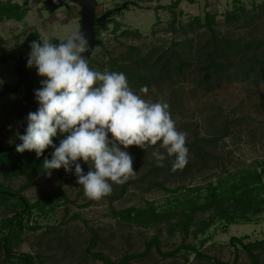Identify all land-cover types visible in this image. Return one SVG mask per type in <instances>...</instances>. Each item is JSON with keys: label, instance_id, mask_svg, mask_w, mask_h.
<instances>
[{"label": "rangeland", "instance_id": "rangeland-1", "mask_svg": "<svg viewBox=\"0 0 264 264\" xmlns=\"http://www.w3.org/2000/svg\"><path fill=\"white\" fill-rule=\"evenodd\" d=\"M16 2L27 8L22 20L7 19L0 22V56L13 53L17 57L22 52L25 56L31 51L30 43L34 40L47 37L52 42L66 38L73 30L80 29V8L71 3V8H59L54 12L47 9L46 0H0V2ZM98 12L112 10L127 5L119 14L111 17L107 29L100 30V42L94 47L88 58L89 66L93 69L110 71L111 61L119 59L130 45H136L146 54L151 48L162 46L165 49L173 45V41L181 42L175 46L181 52L186 51L183 44L185 39H191L197 45L209 37L206 27H190L196 16L205 21L206 12L216 14V29L221 35L231 37L249 36L253 25L242 24L247 21L246 14L235 9L244 7L248 16L256 12L258 4L264 0H196L191 3L183 0L177 7H173L175 0H97ZM164 6V7H163ZM170 6V8H168ZM260 11V10H258ZM237 12L236 20L226 18L227 13ZM176 17L175 27L171 29V22ZM110 18V19H111ZM115 21L121 22V29L113 31ZM254 34L264 35V15L254 22ZM129 30L133 34L123 35L122 31ZM36 33L34 39L29 35ZM118 62H121L118 61ZM17 62L9 60L0 62V87L5 84L16 86L21 77V70H17ZM30 74L35 89L41 87L40 81L44 77L37 75L35 68H30ZM195 76L187 75L179 80L173 88L159 90L154 87L143 99L152 102H165L178 131L186 133V142L194 139L196 132L204 137H221L224 123L228 121L229 134L221 139L206 144L204 161L190 153L187 161L194 164L189 173L173 172L170 166H164L159 174L145 176L151 166L140 165L133 160L136 171L135 183L130 184L126 195L110 205L108 198L94 200L88 206H83L89 199L84 194L82 185L72 172L63 173L61 178L65 181L63 190L73 203L66 204L64 199L57 195L59 187V174L52 170L50 176L45 173L38 174L31 185L23 191V195L30 203H37L33 208L30 219L24 218L30 226L41 225L42 228L31 229L26 225L22 228L14 246L17 253H31L37 264H105L91 257L87 252L90 245L92 227L99 233L100 240L93 247V251H100L113 260H118L126 253L142 252L145 243L158 236L165 251L172 250L182 243L191 244L204 254L220 259L225 263H232L235 259L236 248L231 243V237L236 236L245 241L264 240V189L261 190V202L255 206L242 210L240 206L231 201H224L226 210L236 215V222H227L218 218L213 209L196 211L193 222L186 228L182 224L185 215L178 199H183L187 193L186 188L178 192L159 188L156 183L164 182L169 189L177 186H199L202 195L207 193L210 184H218L230 179L231 176L240 177L246 170L258 171L262 169L259 163H264V81L258 86L248 82L226 83L212 92H204L195 85ZM26 88L22 84L16 91L10 90L0 97V145L7 146L13 143L19 125L27 114ZM180 101V102H179ZM173 102L183 103L182 107ZM37 106H39L36 101ZM130 147L127 149V151ZM152 160V158H150ZM81 163L84 173L89 171V165ZM145 176V177H144ZM26 172L16 171L7 173L0 170V184L17 191L25 184ZM232 179V178H231ZM264 185V174L262 176ZM260 185V183H256ZM260 187V186H259ZM116 189L112 186V194ZM48 196V204L43 210L40 206ZM16 201V200H15ZM10 199L6 208L0 204V219L11 215L12 211L20 209V205H13ZM156 211H170L171 214L164 220L138 223L127 220L121 216L113 215L115 210L135 208L144 212L150 207ZM17 211V210H16ZM176 211L177 214L173 215ZM79 213L81 219H71ZM246 215L250 220H244ZM133 215V214H132ZM84 219L88 222L86 224ZM213 219V221H212ZM210 225L205 228V223ZM88 225V226H87ZM239 248L238 264H251L250 257ZM259 254L260 264H264V244L255 249ZM188 257V258H186ZM0 264H20L16 260L9 263L4 260L0 251ZM129 264H216L213 260L200 258L193 250L182 249L176 257L163 258L152 250L146 258L134 259Z\"/></svg>", "mask_w": 264, "mask_h": 264}, {"label": "trees", "instance_id": "trees-1", "mask_svg": "<svg viewBox=\"0 0 264 264\" xmlns=\"http://www.w3.org/2000/svg\"><path fill=\"white\" fill-rule=\"evenodd\" d=\"M182 1L183 0H175L172 4L173 7H177ZM188 1L193 3L196 0ZM168 8H170V6H168ZM255 8L256 12H254L252 16H248V12L244 7H241V5H237L235 8L238 9V11H242L241 14H246L245 17H247V21H245L242 26L248 23L253 25L247 37L240 36L235 38L228 35H221L215 27L217 24L216 14L208 11L206 12L204 22H202L201 17L196 16L193 22L188 26H197V28L206 27L209 32V37L204 41H199L197 45H195L191 39H185L183 44L188 48L187 53L183 50L181 52L175 47L181 44V42L178 41H173V45L166 49L162 46L151 48L146 54L142 52L140 47L130 45L119 59L114 58L111 61L110 71L123 72L128 79L129 86L133 91L137 92L145 85L148 87V92L154 87L159 90H163L164 87L167 89L173 88L174 84L179 80L185 79L187 75L190 74L195 76L194 80L196 87L204 92H212L226 83L233 82H248L252 86H258V83L264 81V35L254 34L252 30H255L256 25H254V22L256 19H260L264 15V2L258 4ZM26 12L27 8L23 5H19V3L11 1L6 3L0 2V22L4 19H15L20 21L25 17ZM237 15L240 14L237 12H229L226 18L228 20H236ZM111 21H113L112 18L109 19L106 25L95 27L97 37L99 36L100 30L107 29ZM175 23L176 17H174L171 22V29L177 31ZM121 26V22L115 21L113 31L117 32L121 29ZM122 34L129 35L133 33L129 30H124ZM36 35V33H33L29 35L28 39H34ZM25 54V52H22L19 57L13 53L3 54L0 56V62L15 60L17 62L16 68L20 71L19 61L24 58ZM120 60L121 62H118ZM9 86L10 85L5 84L4 87H0V97L10 91L8 89ZM33 87L35 89L34 84ZM25 98L28 101L26 105V109L28 110L29 97L26 95ZM173 104L179 107L183 106V103L178 105L179 103L173 102ZM38 107L39 106L36 104L34 111H36ZM222 130L223 133L221 137L213 136L209 138L201 136L199 132H196L194 139L191 142H186L188 154L192 153L204 161V154L210 155L209 152L205 151L206 144L213 143L229 134L228 121L224 123ZM62 138L64 137L58 132L57 136L53 138L54 144L58 146ZM17 140L18 136L16 135L13 143L10 145H0V170H5L9 174L16 171H23L26 172L27 176L25 184L17 191H13L8 186L0 184V204L8 208L10 199H14L12 204L20 205V209H16L17 211H12L11 215H6L0 219V251H2L6 262L11 263L16 260V262L20 264H37V258L34 255L31 253H17L14 250V246L20 235L19 232H21L25 225L31 229L42 228L41 225L30 226L28 222L23 225L24 218L28 217V219H30L33 214V208L37 207L38 204L30 203L22 193L31 185L33 179L38 174L46 172L43 167V161L45 158L51 159V153L54 149L49 147L41 157L37 158L34 151L18 153L15 146ZM159 143L160 142L154 147H159ZM154 147L142 150L139 147L130 146L128 150L133 156V160H136L140 165H148L150 162L151 166L148 168L145 176L149 174H159L164 166H170L171 168L174 160V157L166 158L164 166L157 167L155 160L151 156ZM161 151L163 152L164 150L161 149ZM150 158H152V160H150ZM259 164L262 167L260 171H258V167H255L254 170H246L239 178L231 176L232 179L221 181L216 185L210 184L206 188L208 191L205 195H202L200 190L201 187L199 186L186 187L184 185L177 186L171 190L166 187L162 181L157 182L156 185L161 189L173 192H178L182 188H186L187 193L184 198L178 199L177 201L179 204L177 207H179L180 204L183 206L182 209L184 212L182 213L185 215V218L181 222L186 228L193 222V214L196 211H205L209 209H213L218 218L224 219L229 223L236 222V215L226 210L223 203L227 200L230 202L232 201L234 205L240 206L242 210H247L261 202L259 197L261 190L264 189V185L262 184L264 163ZM193 166V163L187 161L186 166L178 171L186 174L194 168ZM57 171L60 177L57 195H60L66 204L73 203V200L69 199L66 192L63 190V185L65 183L61 178L63 168ZM135 182L136 180L129 179L123 185L113 184L112 186L116 189V192L103 198H108L112 206L114 201L121 200L126 195L130 184ZM256 183H260V185H256ZM47 198L48 196L44 197L45 202L40 206L41 210L48 204ZM93 201L94 200L89 199L83 206H88ZM173 212V215L177 214L176 211ZM169 214H171L170 211L157 212L153 206L144 212L138 211L135 208L123 209L120 211L113 208L114 216H121L127 220L132 219L138 223L164 220ZM241 217H244V220H250L246 215L242 214ZM71 219H81V215L76 213ZM84 222L88 224L85 219ZM209 225V222L205 223V228ZM88 229L91 232V239L87 252L91 254L92 258L100 260L105 264H129L134 259L148 257L152 250H155L157 254L167 259L176 257L182 249L193 250L197 257L213 260L216 264H230L204 254L191 244L182 243L172 250L165 251L162 241L158 236H154L147 241L145 243V249L142 252L126 253L120 259L113 260L100 251H93V247L100 240V236L96 229L89 226ZM231 243L236 248L235 259L231 264H238V245H241L242 250L250 257L251 264H260L259 254L255 253V249L261 247V245L264 244V240L245 241L244 239L233 236L231 237Z\"/></svg>", "mask_w": 264, "mask_h": 264}, {"label": "clouds", "instance_id": "clouds-1", "mask_svg": "<svg viewBox=\"0 0 264 264\" xmlns=\"http://www.w3.org/2000/svg\"><path fill=\"white\" fill-rule=\"evenodd\" d=\"M30 49L27 67L44 79L34 90L38 109L28 113L24 134H16L22 142L16 151H34L39 158L52 147L51 159L43 161L46 175L61 168L72 172L74 166L85 196L100 200L113 184L136 178L130 146L145 150L160 142L151 153L157 167L169 157H174L173 172L186 166V133L177 130L169 105L143 99L123 72L91 68L84 55L86 33L77 28L59 42L44 37L32 41ZM139 92L147 94L148 87ZM58 132L64 138L57 146ZM78 161L89 165L87 174Z\"/></svg>", "mask_w": 264, "mask_h": 264}, {"label": "water", "instance_id": "water-1", "mask_svg": "<svg viewBox=\"0 0 264 264\" xmlns=\"http://www.w3.org/2000/svg\"><path fill=\"white\" fill-rule=\"evenodd\" d=\"M79 4L81 7V17H82V27L81 31L86 33L87 39L89 41V51H87L84 55H89L93 51L94 47L100 42L99 38L96 37L95 27L96 26H104L108 23V20L118 14L120 11L126 8V4L121 7H117L115 9L109 10L105 12L100 17H96L97 14V0H72ZM47 6L52 10L57 9L61 6H68V0H47ZM59 42V41H58ZM28 56L24 57L19 61L21 77L16 86H9L8 89L12 91H16L20 88L22 84L25 85L27 96L29 97V108L25 118L19 127V134L23 135L27 126V115L29 112H33L36 106V99L34 95V87L32 82V77L30 74V68L27 67ZM35 68V67H32ZM21 141L17 140L15 146L18 145Z\"/></svg>", "mask_w": 264, "mask_h": 264}, {"label": "flooded vegetation", "instance_id": "flooded-vegetation-1", "mask_svg": "<svg viewBox=\"0 0 264 264\" xmlns=\"http://www.w3.org/2000/svg\"><path fill=\"white\" fill-rule=\"evenodd\" d=\"M46 2H47V0H46ZM46 2H45V5H46V7H47V9L49 8L50 10V12H54V11H56V9L55 10H52L50 7H48L47 6V4H46ZM68 2H69V7L71 8V3H73V4H77L76 2H74V1H72V0H68ZM78 6H79V4H77ZM68 6H61V7H59V8H67ZM80 7V6H79ZM121 7V6H120ZM59 8H57V9H59ZM107 11H109V10H106V11H104V12H98V5H97V14H96V17H100L101 15H103L105 12H107ZM79 12H80V17H79V21H80V29H81V27H82V17H81V8H80V10H79ZM121 12V11H120ZM119 12V13H120ZM117 15V14H116ZM109 21V20H108ZM97 37V36H96Z\"/></svg>", "mask_w": 264, "mask_h": 264}]
</instances>
